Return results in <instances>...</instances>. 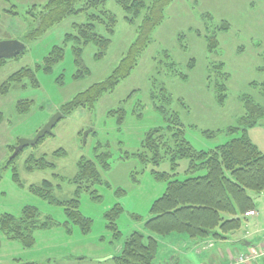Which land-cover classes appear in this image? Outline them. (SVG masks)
<instances>
[{"label":"rangeland","instance_id":"1","mask_svg":"<svg viewBox=\"0 0 264 264\" xmlns=\"http://www.w3.org/2000/svg\"><path fill=\"white\" fill-rule=\"evenodd\" d=\"M47 1L0 0V41H23ZM101 1L25 42L27 50L0 68V86L23 68L33 69L38 80L36 84L24 78L11 85L8 94L0 93V215L21 217L27 206H33L42 220L52 221L51 226L34 231L32 246L0 232V264H116L115 256L134 231L153 234L146 221L167 188V174L184 179L201 172H188L187 157L176 166L169 157L157 164L141 157L152 156L142 146L147 134L165 127L177 112L190 144L210 150L241 135L242 131L232 132L229 127L245 113L243 96L264 106V0H174L131 75L98 94L91 105L69 111L79 93L113 73L144 23L146 14L136 19L118 0ZM105 11L117 19L113 33L104 24L97 26L110 38L105 53L99 56L100 48L90 43L84 47L82 64H77L75 42L69 37L78 35V24L108 17ZM214 35L219 45L210 51L209 38ZM55 46L63 47L64 57L46 71L44 60ZM170 62L175 68L168 66ZM217 83L227 86L223 101ZM167 92L171 99L167 100ZM19 101L27 104L20 108ZM59 111L64 117L53 133L12 160V147L21 139H33ZM248 136L264 152V118L248 129ZM102 152L110 153L107 168L98 162L97 154ZM83 157L95 161L100 179L83 181L80 188L76 177ZM42 160L45 165L37 168ZM45 181L52 184L53 201L34 189ZM249 194L257 213L246 214L249 218L242 217L240 230L228 239L213 240L212 246L188 234H154L160 242L154 264H212L213 260L225 264L223 257L229 264H241L232 255L246 247L252 235L264 233V191L249 190ZM72 199L78 200L77 209L86 221L77 222L66 212ZM252 247L257 246L249 250Z\"/></svg>","mask_w":264,"mask_h":264},{"label":"trees","instance_id":"2","mask_svg":"<svg viewBox=\"0 0 264 264\" xmlns=\"http://www.w3.org/2000/svg\"><path fill=\"white\" fill-rule=\"evenodd\" d=\"M173 1L118 0L127 15L137 19L146 14L144 23L140 26L138 38L113 73L105 80L79 93L69 104V111L79 105H91L98 98V94L108 91L131 75L141 54L151 42L153 31L163 21L166 7ZM82 2L83 0H48L41 13L35 18L37 25L30 29L23 41L28 43L30 40L43 36L63 19L85 11L88 7H95L102 1L85 0L86 6L80 5ZM105 15L108 17L78 24V35L73 36L70 33L71 37L68 40L74 39L77 64H82L84 47L90 43L100 48L99 56L105 53L110 38L99 33L97 26L104 24L106 30L113 33L117 22L116 16L110 12L105 11ZM218 45L215 35L209 38L210 51ZM62 57H64L63 47L55 46L44 60V70H51ZM6 61L7 59H0V68ZM167 64L171 69L176 66L171 62ZM193 65L194 63L190 67ZM220 66L223 67L224 64L221 63ZM40 68L41 65L38 66V70ZM24 78H30L33 83H38L35 71L23 68L22 71L15 72L8 81L1 84L0 93L8 94L11 85L21 82ZM217 87L219 99L223 101L226 97L227 86L217 83ZM165 91H167L166 88H164ZM168 97L172 98L169 92H167V100ZM242 101L245 113L238 118L237 125L229 127V131L232 132L242 131L241 135L210 150H197L190 144L185 137V126L177 112L171 115L172 121H169L165 127L153 129L147 134L142 146L144 151L152 153V156L151 158L141 157L155 164L164 157H169L174 166L178 165L181 158L187 157L190 160L188 172L194 174L201 171L202 173L188 175L184 179L178 178L175 174H167V188L163 195L153 203L151 217L146 221L147 228L153 234L145 236L141 231H134L126 239L122 253L115 256L116 264H154L160 249V242L154 234L160 236L173 233L188 234L191 238L203 241L228 239L229 234L241 229L242 217L246 218L247 212L257 211L255 200L249 194V190L257 193L264 191V152L250 139L248 129L264 118V106L249 96H243ZM26 104L24 101H19L18 106L22 108ZM109 155V152L97 154L98 162H101L105 168L108 166L106 158ZM83 160L84 157L78 164L79 171L76 177L80 188L83 181L94 182L100 179V172L95 161L89 158ZM44 163L42 160L37 168H43ZM52 165L54 166L53 163ZM34 189L45 199L53 201L55 198L51 195L50 181H45L44 185ZM69 203L71 208L66 209L68 215L77 222L86 221L84 218L81 219L82 215L77 209L78 200L72 199ZM51 223L49 219L42 220L36 207L27 206L21 217L11 214L0 215V232L8 239L20 241L24 246H32L35 243L34 231L49 227ZM261 261L264 259L258 262ZM256 262L251 263L256 264ZM212 264L224 263L222 260H213Z\"/></svg>","mask_w":264,"mask_h":264},{"label":"water","instance_id":"3","mask_svg":"<svg viewBox=\"0 0 264 264\" xmlns=\"http://www.w3.org/2000/svg\"><path fill=\"white\" fill-rule=\"evenodd\" d=\"M26 43L21 40H1L0 41V59H9L20 55L26 50ZM63 118L62 112H57L36 134L33 139H21L19 144L15 147L12 158L21 152L27 146H34L47 135L53 133V128ZM91 131V130H90ZM88 131V132H90ZM86 132L85 134H88Z\"/></svg>","mask_w":264,"mask_h":264},{"label":"built area","instance_id":"4","mask_svg":"<svg viewBox=\"0 0 264 264\" xmlns=\"http://www.w3.org/2000/svg\"><path fill=\"white\" fill-rule=\"evenodd\" d=\"M253 213L254 212L252 211V212H247L246 214L252 215ZM232 256L233 257L236 256L237 263H241V264H249L253 261L264 259V245L260 247H252L248 253L239 252V253L233 254Z\"/></svg>","mask_w":264,"mask_h":264},{"label":"crops","instance_id":"5","mask_svg":"<svg viewBox=\"0 0 264 264\" xmlns=\"http://www.w3.org/2000/svg\"><path fill=\"white\" fill-rule=\"evenodd\" d=\"M256 213H257V211H255ZM249 217H246L245 219H248ZM248 231V230H247ZM255 238H258L259 239V241L258 242H255ZM205 242V241H204ZM207 242V245H209V246H212L211 244H213V240H208V241H206ZM210 242V243H209ZM247 242L249 243V244H247L246 245V247H243V248H240L242 251H244L245 250V252H247V251H249V248H250V246H252V245H256L257 247H260V246H262V245H264V233H263V235L261 236V237H258L257 235H252V237L250 238V239H247ZM226 252H228V251H226ZM227 255V253H225V256ZM223 257V256H222ZM223 259L227 262V264H229L228 262H229V259H227V258H225V257H223ZM227 259V260H226Z\"/></svg>","mask_w":264,"mask_h":264},{"label":"flooded vegetation","instance_id":"6","mask_svg":"<svg viewBox=\"0 0 264 264\" xmlns=\"http://www.w3.org/2000/svg\"><path fill=\"white\" fill-rule=\"evenodd\" d=\"M14 150H15V148H14ZM19 153H20V152H19ZM16 156H17V155H16ZM16 156H15V157H16ZM11 159H12V158H11Z\"/></svg>","mask_w":264,"mask_h":264}]
</instances>
